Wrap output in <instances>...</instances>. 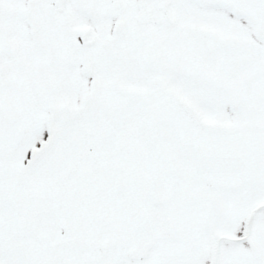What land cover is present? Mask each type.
<instances>
[{
  "label": "snow or ice",
  "instance_id": "snow-or-ice-1",
  "mask_svg": "<svg viewBox=\"0 0 264 264\" xmlns=\"http://www.w3.org/2000/svg\"><path fill=\"white\" fill-rule=\"evenodd\" d=\"M0 264H264V0H0Z\"/></svg>",
  "mask_w": 264,
  "mask_h": 264
}]
</instances>
